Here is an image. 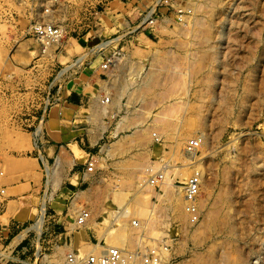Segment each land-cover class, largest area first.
Instances as JSON below:
<instances>
[{
    "label": "rangeland",
    "instance_id": "374dc122",
    "mask_svg": "<svg viewBox=\"0 0 264 264\" xmlns=\"http://www.w3.org/2000/svg\"><path fill=\"white\" fill-rule=\"evenodd\" d=\"M40 23L62 37L38 39ZM63 102L78 118L54 175L60 144L48 115ZM164 163L169 182L152 185ZM200 170L192 222L183 184ZM4 177L38 186L42 200L16 219L0 187V264H57L114 246L106 230L118 194L130 214L112 231L124 223L126 251L155 250L163 264H264V0H0ZM82 211L90 217L78 226Z\"/></svg>",
    "mask_w": 264,
    "mask_h": 264
},
{
    "label": "built area",
    "instance_id": "2783aa9c",
    "mask_svg": "<svg viewBox=\"0 0 264 264\" xmlns=\"http://www.w3.org/2000/svg\"><path fill=\"white\" fill-rule=\"evenodd\" d=\"M50 2H56L58 0H49ZM171 0H155V3L160 5H167ZM151 12L150 9L144 13ZM147 22H151L152 12L148 17ZM33 34L40 40L54 41L57 37H62L63 30L55 25L48 23H40L33 26ZM112 60L107 58L101 65L103 70L108 71ZM103 101V99H102ZM107 97L104 98L103 102H107ZM199 144L198 140H191L187 145L188 150L197 148ZM92 161H88L86 170L92 171ZM165 163L162 167L153 175L150 179L152 185L158 186L164 183L166 171L164 170ZM200 176L198 173L194 174L183 184L184 194V209L189 214L191 221L196 222L199 219V210L197 206V198L199 195ZM4 190H0V194H3ZM89 212L82 211L75 217V223L78 226L86 224L89 218ZM132 224L137 226V222L133 221ZM57 264H163L161 255L155 250H149L147 252L141 251H126L116 246H105L98 253L91 251L82 257H77L75 252H68Z\"/></svg>",
    "mask_w": 264,
    "mask_h": 264
},
{
    "label": "crops",
    "instance_id": "0c3cea01",
    "mask_svg": "<svg viewBox=\"0 0 264 264\" xmlns=\"http://www.w3.org/2000/svg\"><path fill=\"white\" fill-rule=\"evenodd\" d=\"M88 41L89 40L86 36H80L76 37L75 44L77 45V47L82 48L87 44ZM97 46L95 48H97ZM81 54L77 55L76 58ZM76 106L77 105L75 103L63 102L59 104L58 107H54L49 110L48 121L52 136H50V134H48L47 132L46 133L50 136V139L55 142V144H60L53 145V151L55 153L54 159H56L54 167L56 169L55 173L58 170L62 171V158L66 157L65 151H67V149H70H66V146L63 145V143L67 144L68 141L71 140L70 138L64 139V137L70 134V132L72 131L71 125H74L76 119L78 118V108ZM69 129L70 131H68ZM75 151H77V149H75L74 151L70 150L69 152L72 156V162L77 159L76 154H78V151L76 152V154ZM69 169L70 167L68 168V170ZM83 174H85V172H83ZM0 187H4L6 191L5 202L3 205L4 207H6L9 202H13L12 204H9L10 210L8 212L16 219H30L34 215V210L37 208V206H40L42 200L41 194L38 192V186H35L31 182L28 185L22 183L19 185V183L15 180L4 177L0 179Z\"/></svg>",
    "mask_w": 264,
    "mask_h": 264
},
{
    "label": "bare ground",
    "instance_id": "6f19581e",
    "mask_svg": "<svg viewBox=\"0 0 264 264\" xmlns=\"http://www.w3.org/2000/svg\"><path fill=\"white\" fill-rule=\"evenodd\" d=\"M147 20H149L148 19V16H147V18H144V21H147ZM150 22V21H149ZM59 27V26H58ZM60 38V37H59ZM57 39H58V37H57ZM59 40V39H58ZM110 41V40H109ZM109 41H104L101 45L102 46H104V45H106L107 43H109ZM87 54V53H86ZM86 54H81L78 58H76L69 66H67L66 68H69V67H72V66H75L74 64H79L83 59H84V57L86 56ZM119 58H120V54H115V56H113V61H118L119 60ZM154 76V75H153ZM155 77V76H154ZM143 80V79H142ZM124 91V90H123ZM135 93V92H134ZM130 95V94H129ZM134 95V94H133ZM137 111V110H136ZM137 129V128H136ZM167 165H165V168H164V170L165 171H167ZM194 167L195 168H197V169H200L199 167V165L197 164V165H194ZM53 170V169H52ZM56 170V169H55ZM55 170L52 172V174L54 173V175H55ZM200 173H201V170H200V172H199V175H200ZM52 174H49V176L50 175H52ZM202 174V173H201ZM166 176L168 177V175L166 174ZM50 178V177H49ZM200 179H201V177H200ZM55 180V179H54ZM53 181V180H52ZM169 182V180L168 181H166L165 180V183H168ZM172 182V181H171ZM201 182V181H200ZM125 186V185H124ZM124 196V195H123ZM123 196H120L119 194H118V196L116 195V197L114 198V201L119 205V207H121L120 208V210L117 212V214L114 216V219H113V222H112V225L111 226H109V228L106 230V234L108 235V239H109V241L110 242H112L113 244H114V246H116V247H122V245H124V243H125V237H124V230H125V225H124V223L122 224V225H120V227H119V229L116 231V232H114V231H112L113 229L112 228H114L115 226H114V223H116V222H118L119 221V219L120 218H122V217H125V216H128V214H130V212H129V207H128V205H127V203L126 204H124V205H122L121 206V204L123 203V201H124V198H123ZM117 205V206H118ZM137 208V207H136ZM42 209V208H41ZM138 209V208H137ZM136 209V210H137ZM139 211H141L140 209H138ZM144 213V212H143ZM209 214V213H208ZM212 217V216H211ZM42 218H43V212H42V210H41V212H40V214H39V216H38V220H36V223L38 222V224H40L41 222H42ZM183 222H185V221H183ZM213 222V221H212ZM152 223V222H151ZM214 223V222H213ZM38 226V225H37ZM114 226V227H113ZM35 228H37V227H35ZM205 231V230H204ZM24 232V231H23ZM105 234V233H104ZM21 236L19 235V236H17L16 237V239H15V243H16V240H19V238H20ZM15 238V237H14ZM14 240V239H13ZM14 243V242H13ZM59 249V248H58ZM94 250V249H93ZM99 250V249H98ZM59 251V250H58ZM163 256V255H162ZM162 256H161V258H162ZM163 259V258H162Z\"/></svg>",
    "mask_w": 264,
    "mask_h": 264
}]
</instances>
